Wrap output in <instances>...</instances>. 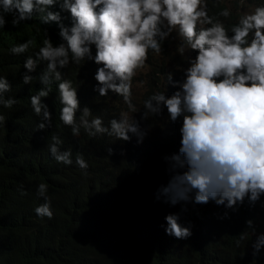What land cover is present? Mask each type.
Listing matches in <instances>:
<instances>
[{
  "label": "trees",
  "instance_id": "1",
  "mask_svg": "<svg viewBox=\"0 0 264 264\" xmlns=\"http://www.w3.org/2000/svg\"><path fill=\"white\" fill-rule=\"evenodd\" d=\"M262 5L264 0H207L210 16L230 9V17H218L229 28L241 13ZM15 15H5L6 25L0 30V75L11 85L5 97L19 101L11 109L0 106L6 118L0 127V264H264V246L255 256L252 248L257 236L264 234V196L252 205L245 200L233 211L214 201L172 206L162 195L169 180L170 157L179 151L182 117L171 122L166 108L159 115L149 112L145 116L143 105L155 92L170 96L178 90L167 81L168 73L173 82L184 80L189 65L178 53L170 55L169 40L159 56L149 53L145 75L133 78L143 86L139 97L132 89L136 112L128 109L121 96L109 91L101 97L93 90L98 66L92 61L58 69L74 86L83 81L77 90L81 108L89 107L106 127L122 113H128L129 122L138 126V133H129L127 142L106 134L91 137L84 129L77 137L59 120V82H52V91L42 100L52 114L51 128H37L40 117L30 104V97L44 87L39 76L46 62L28 73L25 59L42 46L45 31L54 46L62 42L57 24L42 23L43 14L34 12L31 19L13 27ZM62 17V23L70 26L68 13ZM27 40L33 41L28 52L15 55L9 51ZM185 48V57L195 58L196 52ZM25 74L36 79L26 85ZM53 136L63 141L60 152L71 150V165L58 163L49 153ZM77 153L88 162L87 175L75 163ZM40 183L49 185L52 219L35 214V208L45 202L37 196ZM225 212L227 218H222ZM169 214H178L182 226L191 225L190 238L177 240L165 234ZM248 220L253 221L255 234ZM244 233L247 236L241 239Z\"/></svg>",
  "mask_w": 264,
  "mask_h": 264
},
{
  "label": "clouds",
  "instance_id": "2",
  "mask_svg": "<svg viewBox=\"0 0 264 264\" xmlns=\"http://www.w3.org/2000/svg\"><path fill=\"white\" fill-rule=\"evenodd\" d=\"M51 8L59 10L49 11ZM13 12V27L31 19L34 12L43 14L42 23L57 24L62 42L54 46L45 31L42 46L25 59L28 73L46 62L39 76L44 87L30 97V104L40 117L37 128H51L52 114L42 100L52 91V82H59V120L77 137L84 129L91 137L106 134L127 142L129 133H138V126L129 122L128 113H122L106 127L103 118L93 116L89 107L81 108L77 90L83 81L74 86L58 69L92 61L98 66L93 90L101 97L109 91L121 96L128 109L136 112L131 100L133 78L149 67V53L159 56L165 40L176 32L183 40L176 51L189 65L184 80L173 82L168 73L167 81L178 90L170 96L155 92L143 105L145 116L149 112L159 115L166 108L171 122L182 117L179 151L170 157L169 180L162 188L165 202L175 206L214 201L235 211L245 200L252 205L264 196V5L241 13L229 28L218 17H230V9L210 16L207 0H0V30L6 25L5 15ZM67 13L70 26L62 23ZM32 44L27 40L9 51L24 54ZM185 45L196 52L195 58L185 57ZM35 79L28 74L22 77L26 85ZM10 91L7 78L0 75V106L6 109L19 102L5 97ZM5 119L0 113V127ZM52 141L48 146L51 156L58 163L71 165V150L59 151L63 144L59 136H53ZM107 151L113 152L111 148ZM75 163L88 174L89 165L82 154H76ZM48 188L47 183L37 186V196L45 202L34 211L38 217L52 219ZM222 218H227V212ZM179 220L178 214L167 215L165 234L177 240L190 238L191 225L182 226ZM246 224L255 234L253 221ZM262 246L264 234L252 244L254 256Z\"/></svg>",
  "mask_w": 264,
  "mask_h": 264
},
{
  "label": "rangeland",
  "instance_id": "3",
  "mask_svg": "<svg viewBox=\"0 0 264 264\" xmlns=\"http://www.w3.org/2000/svg\"><path fill=\"white\" fill-rule=\"evenodd\" d=\"M181 39L176 32H173L169 37L168 40L170 42V44L174 47H171V51L169 52L171 56H176L177 55V47L181 44ZM146 71V69L141 70L134 78L139 77L142 73L143 76L145 75L144 72ZM141 73V74H140ZM140 74V75H139ZM132 89H133V94L136 97H139L142 90H143V86L139 83V81L135 80L132 82ZM134 98V97H133Z\"/></svg>",
  "mask_w": 264,
  "mask_h": 264
}]
</instances>
